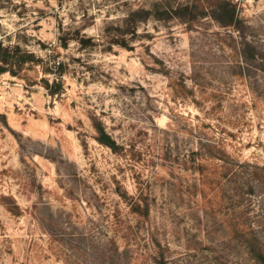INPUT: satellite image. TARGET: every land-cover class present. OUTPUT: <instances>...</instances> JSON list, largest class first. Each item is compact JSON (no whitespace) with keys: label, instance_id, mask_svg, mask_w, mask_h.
Masks as SVG:
<instances>
[{"label":"rangeland","instance_id":"obj_1","mask_svg":"<svg viewBox=\"0 0 264 264\" xmlns=\"http://www.w3.org/2000/svg\"><path fill=\"white\" fill-rule=\"evenodd\" d=\"M0 58V264H264V0H0Z\"/></svg>","mask_w":264,"mask_h":264},{"label":"trees","instance_id":"obj_2","mask_svg":"<svg viewBox=\"0 0 264 264\" xmlns=\"http://www.w3.org/2000/svg\"><path fill=\"white\" fill-rule=\"evenodd\" d=\"M85 42H87V39H85ZM64 46H65V47H67V43H65V45H64ZM7 56H8L9 58H10V57H13V56H12V55H10V54H7ZM7 56H5V57H7ZM5 57H3V58H2V60H3ZM0 59H1V58H0ZM58 63H59V64H58V67L62 69L63 62H62V61H58ZM0 70H1V71H6L7 69H5V68H1V67H0ZM57 85H59V86H60L61 84H60V83H58Z\"/></svg>","mask_w":264,"mask_h":264}]
</instances>
